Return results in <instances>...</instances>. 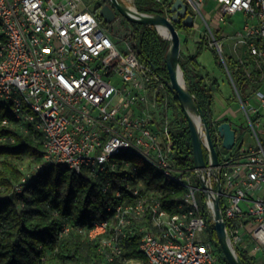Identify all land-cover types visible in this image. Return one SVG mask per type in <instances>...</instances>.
<instances>
[{
    "label": "built area",
    "instance_id": "built-area-1",
    "mask_svg": "<svg viewBox=\"0 0 264 264\" xmlns=\"http://www.w3.org/2000/svg\"><path fill=\"white\" fill-rule=\"evenodd\" d=\"M186 2L205 24L193 42L197 45L204 37L231 77L223 41L201 12L203 0ZM215 2L220 32L231 39L233 50L246 49L264 62V0ZM236 13H242L243 22L228 32L226 17ZM191 28H200L194 17ZM154 82L164 87L153 68L138 58L133 38L119 48L94 7L82 0H0V106L9 109L25 131L37 130L42 138V159L21 183L50 165L62 166L84 171L108 193L110 182L100 179L101 174L121 173L106 206L113 213L112 226L91 213L90 227L78 228L90 239L101 237L99 249H110L105 252L107 262L120 253L133 223L145 219L137 228L144 260L125 263L220 264L205 232L206 219L214 223L216 199L232 250L264 255V88L253 89L243 99L234 85L252 140L245 142L235 134L231 152L221 154L215 130L214 163L201 125L206 161L197 168L175 164L168 121L153 114L160 100ZM250 99L259 104L248 110ZM8 123L6 117L0 119V126ZM142 163L165 182L184 188L174 199L176 212L164 207L158 191L145 192L138 177ZM21 190L17 184L15 191ZM67 230L64 225L62 232Z\"/></svg>",
    "mask_w": 264,
    "mask_h": 264
},
{
    "label": "trees",
    "instance_id": "trees-1",
    "mask_svg": "<svg viewBox=\"0 0 264 264\" xmlns=\"http://www.w3.org/2000/svg\"><path fill=\"white\" fill-rule=\"evenodd\" d=\"M173 1L134 0V4L140 12L168 15ZM183 1L187 5V13L192 14L186 0ZM106 2L109 1L95 3L94 9L97 14L98 8ZM129 22L132 24L131 38H133V48L138 58L149 64L161 80L167 78L164 58L170 41L161 37L154 26ZM174 25L178 31H187L191 28L183 26L181 21L175 22ZM216 31L219 32L220 29L217 28ZM203 46H208L204 37L197 44L198 50ZM180 59L179 65L189 85L188 89L206 116L207 103L209 102L210 105L213 100L212 91L216 86V79L208 78L211 82L210 86L207 83V77L205 79L203 76H196V81L203 87L196 91L195 84L192 83L185 69L186 62L193 68L198 67L195 55H187L182 62ZM225 62L227 67L228 62L236 66L234 71L236 79L232 72H230L231 76L238 92L241 95H247L248 86L251 84L254 87L258 81V74L262 70L257 68L254 69L255 74L247 73L248 65L256 64L252 58H247L244 62L228 57ZM218 64L223 68L219 58ZM165 89L170 94L174 105L182 111L174 92L166 86ZM4 117L9 123L0 126V264H129L124 261L144 260V255L138 247L140 233L137 228L146 222L145 219L133 223L131 233L122 241L120 253L114 254L110 262L105 259V252L110 249H99L101 237L90 239L85 232L78 230V228L86 230L90 227L91 213L97 214L100 219L107 218L112 226L113 213L106 211V206L113 200L112 191L118 187L121 173L113 174L106 171L101 174L100 179H107L110 182L108 193H102L97 179L84 171L76 173L62 166L50 165L33 173L26 182L21 183L20 180L25 173L42 159L41 134L32 128L25 131L9 109L0 106V119ZM207 121L215 144L214 123L209 119ZM221 121H229V119L224 117L216 124ZM170 137L175 164L179 167L193 166L189 130L185 129L179 134L178 139H175L170 131ZM203 154L206 161L205 147H203ZM139 166L138 177L142 180L145 192L158 191L164 207L170 212H176L178 209L174 207L173 202L175 198L182 195L184 188L165 182L162 175L154 171L147 163ZM17 184L22 186L20 192L15 191ZM64 225L68 227L66 232H62ZM205 232L212 245L219 248L216 233L209 218L206 219ZM214 252L215 255L218 254L216 250ZM236 252L243 264H256L253 256L239 249H236ZM217 260L220 264H229L223 254L218 256Z\"/></svg>",
    "mask_w": 264,
    "mask_h": 264
},
{
    "label": "rangeland",
    "instance_id": "rangeland-1",
    "mask_svg": "<svg viewBox=\"0 0 264 264\" xmlns=\"http://www.w3.org/2000/svg\"><path fill=\"white\" fill-rule=\"evenodd\" d=\"M98 1H104V0H82V4L88 6L89 8H92L95 6V3ZM122 4L126 6H133L136 10H138L134 4V0H119ZM170 0H167V2ZM215 0H203L201 5V12L205 14V17L208 19V23L213 29L216 36L223 41L222 46V52L223 57L228 60V57H233L235 59H238L240 55H242V61L246 62L247 58H252L255 60L256 64L252 65L249 64L247 67V73L250 72V75L255 74L254 69L260 68L262 70L258 74V81L255 83L254 87L251 86V84L248 86L247 93L249 94L253 89L257 87L264 88V76L261 77V75L264 73V62L259 61L258 58L255 56L249 54V52L243 50L240 53V48L237 50H233L231 39L228 37H225L220 31H216L217 28L221 25L217 22V15L215 12ZM192 15L194 17V24L200 27L199 29L190 28L187 31L179 30V36H180V55L179 58H181V62L187 55H195L196 62L198 64L197 68H193L189 65V63H185V69L187 71V75L191 78L192 83L195 84L194 89L196 91H199L200 88H203L202 85L198 84L196 81V76H203L207 77V83H211L210 79L208 78H214L216 79V86L214 90L212 91V97L213 100L211 104L209 105V111L212 116V122L214 123L213 128H216V123L218 120H222L224 117H228L231 126L236 130V138H243L245 142L249 141L251 137V129L247 122V117L245 115V112L243 111L241 107V103L236 95L235 92V83L229 74L227 73V70L225 66L223 65V68L218 64V58L221 60L220 55L215 50L214 47L211 46H203L201 49L198 50L197 45L193 42V38L195 35H199V32L201 29L205 28V24L195 11L192 10ZM227 22H234L235 25H241L243 22V15L242 13H237L235 15H227L226 17ZM229 22V23H230ZM104 25L108 30V33L114 40L116 41V45L120 48L124 45L125 42H128L131 37V31H132V24L129 22L125 17H123L120 13L116 15V17L110 21L105 22ZM238 26V27H239ZM224 28L226 31L228 26L224 25ZM165 39V38H164ZM170 41L169 39H166ZM240 61V60H239ZM259 64V65H258ZM228 69L230 72L233 73L234 78L235 74L234 71L236 69V66L228 62ZM252 73V74H251ZM184 84L186 89L189 88L188 83L186 82L184 78V73L182 71ZM162 82V80H161ZM158 88L159 90V96L160 100L158 101L157 108L153 111V114L155 117H157L161 122L164 123V121H168V127L169 130L172 132L173 137L175 139H178L179 134L183 133L185 129H188L187 121L185 119V116L183 112L177 108L172 99L170 94L166 91L165 86L161 87L160 82H154L151 83V86ZM150 86V88H151ZM211 86V84H210ZM236 86V85H235ZM214 87V86H212ZM208 94V93H207ZM242 98H246L248 95H241ZM258 101L254 99L249 100V104H247V109H250V105L258 106ZM262 111V109H261ZM262 114V113H260ZM203 125L200 123V126ZM259 132V130H258ZM231 152V149H226L224 147H220L219 153H229ZM196 199L200 206H202V197L199 190H196ZM212 244V243H211ZM212 248L218 252L216 253V257L221 256L222 251L219 245V248L212 245ZM255 263L256 264H264V255L262 252H259L255 255Z\"/></svg>",
    "mask_w": 264,
    "mask_h": 264
},
{
    "label": "water",
    "instance_id": "water-1",
    "mask_svg": "<svg viewBox=\"0 0 264 264\" xmlns=\"http://www.w3.org/2000/svg\"><path fill=\"white\" fill-rule=\"evenodd\" d=\"M108 1L109 2L103 3L98 8V14L105 22L112 21L116 17L117 13H120L129 21L154 26L159 34V25L165 26L168 29L170 45L164 58L167 70V78H162V82L166 87L174 92L184 113L191 137L194 167L199 168L205 166V159L203 154L204 142L201 139L199 127L195 120L191 117L189 111L200 116L201 123L203 124L205 130V138L210 149L212 160L214 163H217V151L214 141L211 138L209 123L207 121V119L212 120V116L209 112L208 107L209 102L207 103L205 116L194 95L190 92L189 89H186L181 85L177 76V70L180 67V36L174 23L181 21L182 25L186 27H192L193 24V15L187 13L186 3L183 0H174L170 7V14L166 15L160 13H144L135 9H130L128 6L122 4L119 0ZM130 13H132L133 15H131ZM215 130L221 137V146L226 149H231L234 144L236 134L235 129L231 126V123L229 121H221L216 125ZM218 201L219 199H216L214 205L213 223V229L216 233L218 244L220 245L221 251L229 264H243L237 253L233 251L228 244L225 232V222L221 220Z\"/></svg>",
    "mask_w": 264,
    "mask_h": 264
},
{
    "label": "bare ground",
    "instance_id": "bare-ground-1",
    "mask_svg": "<svg viewBox=\"0 0 264 264\" xmlns=\"http://www.w3.org/2000/svg\"><path fill=\"white\" fill-rule=\"evenodd\" d=\"M130 9H135L133 6H128ZM136 10V9H135ZM131 15H133L132 13H130ZM158 30L161 34V36H163L165 39H169V32H168V29L165 27V26H162V25H159L158 26ZM177 76H178V80L179 82L181 83V85L185 87V84H184V79H183V75H182V70L181 68L179 67L178 70H177ZM191 117L195 120V122L197 123L198 127H200V123H201V119H200V116L196 113H193L191 111H189Z\"/></svg>",
    "mask_w": 264,
    "mask_h": 264
},
{
    "label": "crops",
    "instance_id": "crops-1",
    "mask_svg": "<svg viewBox=\"0 0 264 264\" xmlns=\"http://www.w3.org/2000/svg\"><path fill=\"white\" fill-rule=\"evenodd\" d=\"M236 14H237V13H236ZM234 15H235V14H234ZM229 22H230V21H229ZM229 22H228V24H226V25L228 26V29H227V30H231V31H232V30L238 28L239 25H235L234 22H230V23H229ZM226 25H225V26H226ZM228 32H229V31H228ZM254 258H255V257H254Z\"/></svg>",
    "mask_w": 264,
    "mask_h": 264
}]
</instances>
